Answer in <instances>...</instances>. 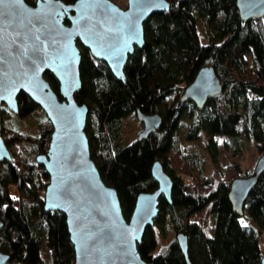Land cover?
Instances as JSON below:
<instances>
[{
	"label": "trees",
	"instance_id": "16d2710c",
	"mask_svg": "<svg viewBox=\"0 0 264 264\" xmlns=\"http://www.w3.org/2000/svg\"><path fill=\"white\" fill-rule=\"evenodd\" d=\"M169 1V9L154 12L145 21V44L129 56L125 80L90 49L82 48V87L76 98L89 105L86 131L91 155L103 180L117 189L128 219L138 194L158 186L152 175L156 160L172 176V202L161 197L155 223L138 244L146 260L187 264L177 239L184 232L194 264H259L264 256V171L243 213H237L229 198L231 183L253 174L256 162L248 168L239 161L223 163L216 137L224 140L232 155H243L255 146L264 152V16L244 20L237 0ZM209 65L215 67L222 91L209 96L202 107L191 99L181 100L198 71ZM47 77L59 93L58 79L51 72ZM18 105V112L4 104L0 107L4 139L9 147L19 146L12 160L0 161V220L4 223L0 251L10 255L5 264H74L66 214L45 209L49 174L37 161L48 150L52 122L24 91L18 95ZM138 109L161 113V126L143 139H120L124 118ZM34 114L37 120L30 121ZM184 117L191 119L188 138H197L201 132L209 137L210 172L199 151L173 143ZM12 186L17 194L11 192ZM166 216L176 234L160 243L157 231L162 238L169 233ZM242 217L250 223L242 222Z\"/></svg>",
	"mask_w": 264,
	"mask_h": 264
},
{
	"label": "water",
	"instance_id": "95a60500",
	"mask_svg": "<svg viewBox=\"0 0 264 264\" xmlns=\"http://www.w3.org/2000/svg\"><path fill=\"white\" fill-rule=\"evenodd\" d=\"M244 20L264 16V0H237ZM170 8L169 0H128L127 7L114 0H5L0 4V107L19 111L18 95L26 92L46 112L53 125L47 152L37 161L49 174L45 209L66 214L74 244V264H154L142 257L138 244L149 225L155 223L164 196L172 202L173 178L162 161L156 160L152 175L158 186L138 194L135 208L126 218L117 189L107 184L91 155L86 131L89 105L76 93L82 87V46L103 59L114 75L126 79L125 66L137 47L145 44V21L156 11ZM68 19V21H66ZM59 81V93L47 73ZM223 85L213 65L202 67L186 87L181 100L204 106ZM148 137L162 124L159 112L137 110ZM0 161L12 160V152L1 131ZM264 171V152L254 173L233 179L229 198L235 211L243 208L252 188ZM4 225L0 220V228ZM187 264L189 236L177 234ZM10 255L0 251V264ZM259 264H264V256Z\"/></svg>",
	"mask_w": 264,
	"mask_h": 264
},
{
	"label": "rangeland",
	"instance_id": "374dc122",
	"mask_svg": "<svg viewBox=\"0 0 264 264\" xmlns=\"http://www.w3.org/2000/svg\"><path fill=\"white\" fill-rule=\"evenodd\" d=\"M116 1L120 6L127 7L128 0H114ZM199 30L201 31L202 40L205 41L206 37L204 34V25L201 21H199ZM83 48V46L81 47ZM2 112L3 110L0 109ZM37 116L34 114L31 116L30 121H36ZM191 119L188 117H184L182 121L179 123L178 129L174 133L173 143L181 144L182 147H184L186 150H192V151H199L201 156L204 159V165L207 168V170L210 172L212 171L213 163H212V157L210 154V148H209V137L205 132H201L199 137L197 138H188V129H189V123ZM143 122L138 118L137 114H130L127 117L124 118L122 127L120 128V139L130 141L133 139H136L140 133V131L143 129ZM216 140L218 142L219 147V159L223 163H226L228 161H239L243 168L251 167L255 162H257L259 156L263 153L259 149L258 146L253 147L254 149H247L243 155H232L230 149L226 146L224 143V140L221 137H216ZM11 152H18L19 146L17 143H12L10 145ZM11 192L13 194H17V190L15 186L11 187ZM241 221L244 223H250V221H246L243 217L241 218ZM164 222L168 226V236L166 238H162L160 233L157 231V235L160 239V243H164L169 241L171 238L175 236V230L173 226L170 224L168 217L166 216L164 219ZM214 224L211 226L213 229ZM262 246L264 249V233H263V240Z\"/></svg>",
	"mask_w": 264,
	"mask_h": 264
},
{
	"label": "snow or ice",
	"instance_id": "6c2138e0",
	"mask_svg": "<svg viewBox=\"0 0 264 264\" xmlns=\"http://www.w3.org/2000/svg\"><path fill=\"white\" fill-rule=\"evenodd\" d=\"M5 2V0H0V4H3Z\"/></svg>",
	"mask_w": 264,
	"mask_h": 264
},
{
	"label": "flooded vegetation",
	"instance_id": "af4514ba",
	"mask_svg": "<svg viewBox=\"0 0 264 264\" xmlns=\"http://www.w3.org/2000/svg\"><path fill=\"white\" fill-rule=\"evenodd\" d=\"M67 20H68V19H67ZM67 20H66V21H67ZM1 131H2V134H3V131H4L3 127L1 128ZM3 136H4V134H3Z\"/></svg>",
	"mask_w": 264,
	"mask_h": 264
}]
</instances>
